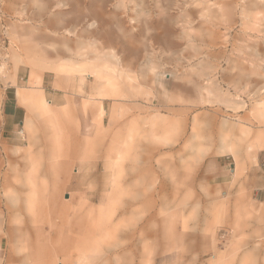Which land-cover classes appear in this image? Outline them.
Returning a JSON list of instances; mask_svg holds the SVG:
<instances>
[{"label":"rangeland","instance_id":"obj_1","mask_svg":"<svg viewBox=\"0 0 264 264\" xmlns=\"http://www.w3.org/2000/svg\"><path fill=\"white\" fill-rule=\"evenodd\" d=\"M29 72L77 89L0 125V264H264V0H0Z\"/></svg>","mask_w":264,"mask_h":264},{"label":"crops","instance_id":"obj_2","mask_svg":"<svg viewBox=\"0 0 264 264\" xmlns=\"http://www.w3.org/2000/svg\"><path fill=\"white\" fill-rule=\"evenodd\" d=\"M22 79L23 77H17L15 82L8 84L4 90L0 111V125L2 133H8V135H16L19 132V127L25 121L26 109L22 103L25 96L41 93L45 101L50 105L61 107L66 105L76 95V82L65 81L59 85L55 80L52 81L51 78H48L45 72H29L25 76V80L23 81ZM260 154L264 161V142ZM220 165V167H226L225 163H220ZM2 216L3 212L0 207V233L4 227L1 224ZM1 241L2 236L0 235V246Z\"/></svg>","mask_w":264,"mask_h":264},{"label":"bare ground","instance_id":"obj_3","mask_svg":"<svg viewBox=\"0 0 264 264\" xmlns=\"http://www.w3.org/2000/svg\"><path fill=\"white\" fill-rule=\"evenodd\" d=\"M67 32V31H66ZM121 214V213H120ZM123 215V214H122ZM120 221V220H117V222ZM61 223H63V219L60 220ZM115 230V229H114ZM79 253V252H78Z\"/></svg>","mask_w":264,"mask_h":264}]
</instances>
